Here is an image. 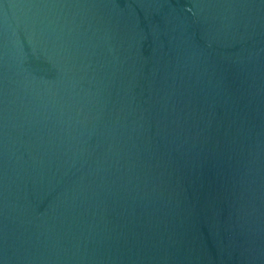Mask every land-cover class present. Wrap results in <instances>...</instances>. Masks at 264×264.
Segmentation results:
<instances>
[{
    "label": "water",
    "instance_id": "1",
    "mask_svg": "<svg viewBox=\"0 0 264 264\" xmlns=\"http://www.w3.org/2000/svg\"><path fill=\"white\" fill-rule=\"evenodd\" d=\"M0 264H264V0H0Z\"/></svg>",
    "mask_w": 264,
    "mask_h": 264
}]
</instances>
